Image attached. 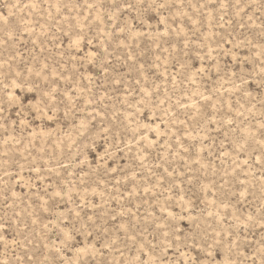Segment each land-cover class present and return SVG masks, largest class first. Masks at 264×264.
<instances>
[{"label": "rangeland", "instance_id": "374dc122", "mask_svg": "<svg viewBox=\"0 0 264 264\" xmlns=\"http://www.w3.org/2000/svg\"><path fill=\"white\" fill-rule=\"evenodd\" d=\"M0 264H264V0H0Z\"/></svg>", "mask_w": 264, "mask_h": 264}]
</instances>
